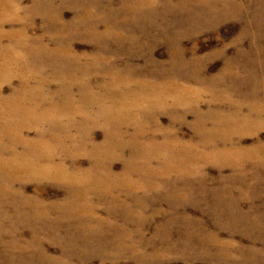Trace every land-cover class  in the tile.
Wrapping results in <instances>:
<instances>
[{
	"label": "rangeland",
	"instance_id": "374dc122",
	"mask_svg": "<svg viewBox=\"0 0 264 264\" xmlns=\"http://www.w3.org/2000/svg\"><path fill=\"white\" fill-rule=\"evenodd\" d=\"M21 5L5 29L17 30L23 45L6 38L0 49L9 45L23 55L24 68L34 73L38 68L48 79L47 91L60 90L61 67L82 75L81 82L99 89L100 97L109 96L102 86L116 76L175 80L193 91L185 105L146 106L122 123L127 131L121 132L125 146L119 155L105 149L100 159L93 157L84 143L91 137L103 142L108 126L94 125L85 115L74 118L70 131L76 141L66 138L52 162L64 163L67 173L88 174L74 187L92 186L86 197L92 211L69 200L72 184L56 178L58 172L53 178L34 170L0 173V214L8 213L0 219V264H264V0H21ZM108 29L115 30L111 37L90 33ZM42 38L47 52L35 51ZM22 86L10 79L2 95ZM193 98L199 101L189 102ZM107 102L96 105L101 118L114 109L111 98ZM196 105L206 122L208 110L223 119L233 116L223 127L210 123L211 144L229 161H204L211 153L191 158L202 149ZM146 125L153 131L145 142L164 151L135 142ZM159 125L167 128L162 135L153 133ZM25 133L45 136V130ZM176 137L195 148L168 144ZM81 148L87 152L77 153ZM169 156L187 159L184 166L192 173L181 172ZM211 233L224 242L210 244Z\"/></svg>",
	"mask_w": 264,
	"mask_h": 264
},
{
	"label": "bare ground",
	"instance_id": "6f19581e",
	"mask_svg": "<svg viewBox=\"0 0 264 264\" xmlns=\"http://www.w3.org/2000/svg\"><path fill=\"white\" fill-rule=\"evenodd\" d=\"M260 8H263V6H260ZM21 9V0H0V45L4 44L3 42L6 38L11 39L17 46L23 45L21 42H18V35L20 33H18L17 30L11 28V30L7 31L5 29L10 19H17ZM114 31V29H108L107 33L101 34L99 31L93 30L90 31V33L102 37L105 35L106 37H111L110 33ZM40 40L41 42L37 45L35 51L47 52V44L43 43V38ZM64 51H66V49H64ZM55 52L57 53L58 51L55 50ZM66 52L70 53V55H74L70 50ZM22 56V54L10 50L9 45L3 46L0 49V69H3V73L0 75V173L6 169L12 174L13 172L20 173L34 170L36 175L43 173L45 177L53 178L52 173L58 172L56 178L72 184L73 190L69 200H76V203L87 211H92V206L86 199L87 193L92 186L83 183L79 188H76L74 185L76 180L82 179L83 176L87 177L88 174L75 175L67 173L64 163L52 162L57 147H64L67 142L66 138H69L71 142L76 141L74 135L71 133V131L75 130L74 118L76 116L84 117L85 115L94 125L105 122L104 124L108 126L106 129V138L103 142H97L94 137H91L84 143L85 148L91 146L90 148L93 149V157L100 159L105 149H110L115 154L119 155L121 153V146H125V141L121 132L127 131V128H124V130L121 128L122 123L129 122L134 114H137L138 111L141 113L146 106L160 108L163 107V105H185L187 103L186 98L188 94L193 91V89L175 80L157 82L151 81L150 79L138 80L136 78L116 76L112 78L110 82L106 83V86H102L104 89L110 90L109 96L100 97L99 89L95 90L92 85H88L87 83L83 84L81 82L82 75L80 76L61 67L59 68L58 74L64 76L62 78V86L58 92L53 93L44 88L48 79L38 73V68H36L34 73L28 67L24 68L21 65ZM12 66H15V68H12ZM15 78L23 83L20 91L17 93H13L12 91V93L7 96L2 95L4 84L10 79ZM29 82H32V85L29 84ZM37 89H43V92L38 94L36 92ZM56 97L59 98V101L54 107H47L46 102ZM109 98H111L112 108L114 109L110 112V116L101 118L97 114L96 105L107 104ZM192 101L196 103L199 99L193 98V100H189V102ZM216 103L218 104L220 101H216ZM87 104L89 105L88 108H86ZM210 105V108L213 109V105L211 103ZM46 107L48 110H44ZM196 107L197 108H194V112L199 118L195 122L194 127L202 138L199 141V145L202 149L191 158L201 159L203 158L202 155L211 153V156L204 158V161H213L212 163L229 161L221 159L224 155L222 148L211 144L214 128L210 123L212 124L213 121L222 122L223 124H221V127H223L224 123L228 120H233V116H230L228 119H223L218 113H215V111L208 110L205 112V116L207 115L209 118L206 122L200 116L198 109L200 107L198 105H196ZM118 108L121 109L117 110ZM63 118H66V120ZM1 122L5 123L3 124ZM147 125L141 127L139 131L141 135L135 137V142L142 144L148 139L146 135L153 130ZM33 129L37 131L45 130V136L33 137L25 133ZM166 130L167 128H164L163 125H159L155 128L153 133L162 135ZM174 139H176L174 142H165L173 146H177L175 143L177 142L179 145L178 147L185 145L184 147L188 146V148H195V145L192 143H186L177 139V137ZM152 142H155V140L153 139ZM145 143L148 144L151 151L155 149L164 151L161 146L154 147L148 142ZM22 145L24 146V150L20 151L18 147ZM211 147L212 149L208 152L207 148ZM145 149L148 151V148ZM85 152H87V150L83 148L77 151V153L82 154H85ZM188 156L186 151L185 157L187 159ZM168 158L171 162L175 161L178 163L181 172L187 170L192 173V170L189 169L188 166H184L187 159L183 160L184 158L181 157V162H179V157L169 156ZM41 161H44L43 163L47 165L45 164L44 167H41V165H39ZM6 178H9L7 173ZM103 181L109 186L115 184V180L105 179ZM125 188L131 189L129 184H127ZM126 191L131 192L129 190ZM1 201L2 197L0 195V204H2ZM7 214V212L0 214V219H3L2 216H7ZM208 236L210 244L219 245L224 242L216 234L211 233ZM6 239L17 240L7 236Z\"/></svg>",
	"mask_w": 264,
	"mask_h": 264
}]
</instances>
